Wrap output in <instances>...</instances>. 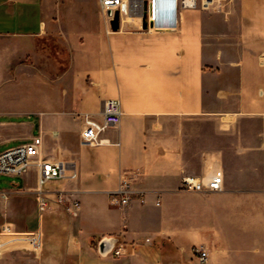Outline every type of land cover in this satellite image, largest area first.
<instances>
[{
  "label": "crops",
  "instance_id": "obj_1",
  "mask_svg": "<svg viewBox=\"0 0 264 264\" xmlns=\"http://www.w3.org/2000/svg\"><path fill=\"white\" fill-rule=\"evenodd\" d=\"M45 55L58 61L56 77L35 71ZM20 80L25 106L0 109V150L41 135L42 157L78 171L49 182V195L62 190L81 208L51 200L41 211L36 166L0 181V264H183L177 257L198 245L209 249L205 264H264V0L181 9L177 26L159 31L138 17L113 30L99 0H0V87ZM108 98L122 103L120 123L84 143V113L101 119ZM205 121L217 138L208 149ZM195 135L202 148L192 153ZM214 166L224 189L207 193L204 237L177 225L180 183ZM128 173L135 193L112 205ZM105 237L121 254L100 253Z\"/></svg>",
  "mask_w": 264,
  "mask_h": 264
},
{
  "label": "built area",
  "instance_id": "obj_2",
  "mask_svg": "<svg viewBox=\"0 0 264 264\" xmlns=\"http://www.w3.org/2000/svg\"><path fill=\"white\" fill-rule=\"evenodd\" d=\"M217 0H99L101 10L108 22H111L115 12H119L120 21L124 17H138L143 21L146 15L147 30H167L177 26L178 13L181 9L202 8L210 9ZM123 108L120 99L108 98L104 102L101 119L84 113V128L81 138L84 143L96 145L102 142L101 134L120 123ZM43 139L41 135L33 136L29 141L0 152V174L11 176L24 175L32 166L39 172L37 201L41 211L48 208L51 200L63 205L66 211L75 213L81 208V202L69 197L64 191L56 190L55 197L49 194L46 185L54 180H73L78 177V171L69 163L47 159L41 156ZM135 174L121 176L118 187L109 193L112 205L127 206L135 193L133 182ZM180 189L187 192H219L224 189V171L215 169L207 177L184 175ZM157 204L160 201L157 200ZM8 229V228H7ZM195 252L200 264H205L209 258V249L205 245L195 246ZM121 254V248H113L109 253Z\"/></svg>",
  "mask_w": 264,
  "mask_h": 264
},
{
  "label": "rangeland",
  "instance_id": "obj_3",
  "mask_svg": "<svg viewBox=\"0 0 264 264\" xmlns=\"http://www.w3.org/2000/svg\"><path fill=\"white\" fill-rule=\"evenodd\" d=\"M241 0H217L214 5L210 8L211 10H238ZM8 41V40H7ZM58 51L57 49H54V52ZM63 52L65 51V62L66 67H68V64L70 62L69 57V50L63 49ZM60 50V52H62ZM20 62H14L12 66H10L9 72L13 75V77L17 76V73L20 67ZM8 70V69H7ZM60 67L58 65V61L51 57V56H44L42 57L41 61L35 65V71L39 72H46L51 77H56L61 71ZM22 76H25V70L21 71ZM21 75V74H20ZM26 81L20 80L15 83H7L0 87V109H12V108H22L25 106V92H26ZM212 123H209L208 121H205V149L211 148L215 145H217V138L212 135ZM195 132L200 133L201 129L197 128L194 129ZM202 138L200 135H195L190 139V149L192 153H195L199 151L202 148L201 143ZM8 148L1 149L0 151H5ZM191 156H193L191 154ZM255 162V161H254ZM190 165L189 170L193 171L195 169L194 164H196V161L191 160V162H188ZM256 162L254 163V165ZM219 167L214 166V168H205L209 173L213 170L217 169ZM9 176L7 174H0V181H3V183H7V180H9ZM1 184V183H0ZM210 194V193H209ZM209 197L207 193L205 192H187L183 191V195L181 198L183 209L177 210L178 218H177V225L181 228H187L191 225L197 226L195 228V234L204 235L205 237V231L201 227L203 226V223L205 222V200H207ZM185 207V208H184ZM199 224V225H198ZM205 227V226H203ZM195 247H193L192 254L190 256V259L180 258L177 257V259H181L183 264H200L198 261V256L195 252ZM173 247L170 245L168 247V253L172 252ZM244 260L245 258H241ZM164 261H167V263L173 260V254H168L166 259ZM248 260L243 261V264H249Z\"/></svg>",
  "mask_w": 264,
  "mask_h": 264
},
{
  "label": "water",
  "instance_id": "obj_4",
  "mask_svg": "<svg viewBox=\"0 0 264 264\" xmlns=\"http://www.w3.org/2000/svg\"><path fill=\"white\" fill-rule=\"evenodd\" d=\"M111 26H112L113 30H118L120 27V18H119V12L118 11L115 12L114 17L111 20ZM143 26L145 28L147 26L146 15H144V17H143ZM114 245H115L114 238L105 237L99 243V251L101 254L106 255L114 248Z\"/></svg>",
  "mask_w": 264,
  "mask_h": 264
}]
</instances>
